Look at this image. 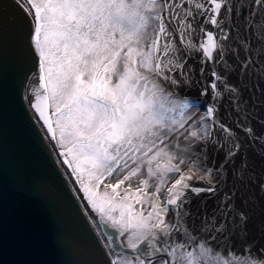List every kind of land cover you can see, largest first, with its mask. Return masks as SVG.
<instances>
[{
	"label": "snow or ice",
	"instance_id": "snow-or-ice-1",
	"mask_svg": "<svg viewBox=\"0 0 264 264\" xmlns=\"http://www.w3.org/2000/svg\"><path fill=\"white\" fill-rule=\"evenodd\" d=\"M16 86L105 225L91 264H264V0H0L4 117ZM44 192L0 187V264H57Z\"/></svg>",
	"mask_w": 264,
	"mask_h": 264
},
{
	"label": "water",
	"instance_id": "water-1",
	"mask_svg": "<svg viewBox=\"0 0 264 264\" xmlns=\"http://www.w3.org/2000/svg\"><path fill=\"white\" fill-rule=\"evenodd\" d=\"M21 92L19 86L10 88L6 117L0 109V187L11 196L18 178L44 186L42 203L29 201L27 206L48 233L58 230L67 239L66 249L55 257L57 264H91L103 243L45 138L40 139L39 126Z\"/></svg>",
	"mask_w": 264,
	"mask_h": 264
},
{
	"label": "bare ground",
	"instance_id": "bare-ground-1",
	"mask_svg": "<svg viewBox=\"0 0 264 264\" xmlns=\"http://www.w3.org/2000/svg\"><path fill=\"white\" fill-rule=\"evenodd\" d=\"M257 95H260V93L258 92ZM53 153H54V155H55L56 158H57V154L55 153V151H53ZM56 162L59 163V160L56 159ZM62 169H63V171H64V175L67 177V179H68L69 182L71 183L72 188L74 189V192H75V194H76V196H77V198H78L80 204L82 205L84 211L86 212V214H87V216L89 217L90 221H92V220L94 219V217L91 216V215L89 214L88 210H87L89 206H86V205L83 203V199H84V198H82V197L78 194L77 189L73 186L72 179L69 178V177L66 175L65 170H64L63 167H62ZM81 191H82V190H81ZM91 223H92V222H91ZM92 224L95 226V228H96V229L98 230V232H99V230L101 229V228H100V225H99V224H95V223H92Z\"/></svg>",
	"mask_w": 264,
	"mask_h": 264
},
{
	"label": "rangeland",
	"instance_id": "rangeland-1",
	"mask_svg": "<svg viewBox=\"0 0 264 264\" xmlns=\"http://www.w3.org/2000/svg\"><path fill=\"white\" fill-rule=\"evenodd\" d=\"M103 187V186H102Z\"/></svg>",
	"mask_w": 264,
	"mask_h": 264
}]
</instances>
